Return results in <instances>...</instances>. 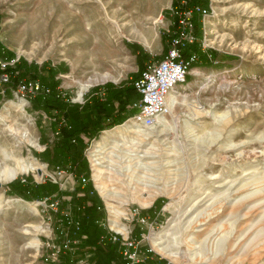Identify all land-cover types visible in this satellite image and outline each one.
<instances>
[{
	"label": "rangeland",
	"instance_id": "374dc122",
	"mask_svg": "<svg viewBox=\"0 0 264 264\" xmlns=\"http://www.w3.org/2000/svg\"><path fill=\"white\" fill-rule=\"evenodd\" d=\"M173 1L0 0V49L13 53L3 62L13 66L21 58L39 75L13 77L18 68L2 72L13 81H39L40 75L48 80L52 68L64 101L81 108L102 100L110 90L130 87L140 68L165 52L174 29ZM198 2L210 7L199 37L204 47L198 42L209 62L193 64L176 89L171 116L152 128L132 126L114 141L103 139L122 123L83 153L92 170L96 220L107 225L108 218L122 231L118 219L126 212L149 218L152 227L143 228L140 249L170 264H187L178 258L181 251L194 258L190 264H264V0ZM11 31L18 35L12 41ZM15 90L0 83V264H50L45 259L52 245L65 239L77 242L74 253L52 264H99L100 254H91L90 243L63 222V214L79 223L87 219L72 202L86 189L79 186L80 175L64 169L56 176L61 186L47 201L7 194L15 180L43 184L53 171L40 159L53 141L50 119L35 108L34 98L26 105L18 101ZM21 161L41 170L4 179ZM130 228L141 232L135 221ZM87 232L99 246L93 229ZM218 241L224 243L214 253Z\"/></svg>",
	"mask_w": 264,
	"mask_h": 264
},
{
	"label": "trees",
	"instance_id": "16d2710c",
	"mask_svg": "<svg viewBox=\"0 0 264 264\" xmlns=\"http://www.w3.org/2000/svg\"><path fill=\"white\" fill-rule=\"evenodd\" d=\"M179 0L173 1V6L177 5ZM190 4L198 2L199 0H188ZM200 3V2H199ZM195 22V31L198 37L202 36V22L200 16L195 15L193 18ZM199 43H195L185 51V55L190 52L197 56L196 62L208 63L209 59L200 51ZM13 53L8 50L0 49V60L9 61L13 59ZM215 54V52H214ZM199 60V61H198ZM23 60L19 58L14 61L13 66L5 65L2 70L11 71L12 68L16 69L17 73L13 75L16 77L18 73H28L31 78L38 77L37 67H34L33 71H29L26 64L21 65ZM22 66V67H21ZM142 66V65H141ZM144 66V65H143ZM140 68V70L143 68ZM55 70L50 68L46 75L48 80L43 75L39 77V85L43 90L35 96L34 106L35 108L41 109L49 117V125L51 133L53 135V141L47 145L44 155L40 156V159L47 163L51 170L55 168H63L67 170H73L80 176L89 177L88 162L84 157V150L88 146V142L92 138H98L102 131L110 130L115 126L121 125L129 117L135 113V109L131 108L130 104L132 101L138 98L132 85L126 89L110 90L107 92V96L100 100L93 98L91 103L85 104L81 108L76 104L64 101L58 94V81L54 78ZM33 74V76H32ZM138 75L135 74L133 78ZM13 77H10V85L16 88L17 83L21 79L13 81ZM6 83V85H8ZM48 90V92H45ZM6 92V90H4ZM87 138V140H85ZM79 186H81L79 184ZM86 189L82 196L73 198L72 202L77 204V209L82 211L87 219H84L80 223L79 231L76 233L80 238L90 243L88 247L91 249V254H96L97 257L100 254L101 260L99 264H121V256L119 254V248L117 245L107 244V246H96L92 244L89 239L87 229H93L96 233V238L103 234L100 223L96 220L97 209L94 197L90 196V192H93L92 185L88 182ZM83 186V187H85ZM58 186L49 181L43 184H34L27 179L22 182L21 179L15 180L7 186L8 195H16L23 200L33 201L40 200L46 195L57 192ZM63 222L66 225L68 216L63 214ZM85 223V224H84ZM67 226V225H66ZM62 254L60 258H62ZM140 257H145V250L140 249ZM100 259V257H99ZM67 260V258H66ZM69 263V262H67ZM160 264H166V261H159ZM52 264V263H50Z\"/></svg>",
	"mask_w": 264,
	"mask_h": 264
},
{
	"label": "built area",
	"instance_id": "2783aa9c",
	"mask_svg": "<svg viewBox=\"0 0 264 264\" xmlns=\"http://www.w3.org/2000/svg\"><path fill=\"white\" fill-rule=\"evenodd\" d=\"M171 12L174 16L172 23L174 29L173 32L168 31L167 48L158 60L145 63L143 68L139 70L138 75L131 80V85L138 98L130 104L131 108L135 109V113L124 123L132 120L136 126L152 128L158 124L161 117L170 116L173 106H170L168 96L186 83L187 76L192 72V66L197 61V56L193 52L188 55L184 53L191 45L202 41L195 31L193 18L195 15L200 16L203 31L205 18L210 13V7H206L199 2L190 4L188 0H179L177 5L171 7ZM202 46L204 47L203 41ZM6 64V62L0 60L1 67H5ZM9 81V74L2 72L0 74L1 85H4V83L6 85ZM42 90L43 88L38 81L19 80L15 90V97L18 101L25 102L26 105L29 100L35 98ZM45 92H48V90H45ZM3 93L4 91L1 92V94ZM40 115L45 119L44 113H40ZM95 140L96 138L90 139L88 146L90 143H94ZM87 150V148L84 150V154ZM68 171H71L68 176H75L73 170ZM91 171L89 167V177H78L77 181L82 187L91 180ZM62 174H65L64 169L57 167L52 171V174L48 175L46 180L61 186L56 176H61ZM44 199L47 201L46 197ZM47 204L50 208L58 205L55 202H47ZM133 221L140 226L141 232L136 235L133 234L130 228ZM118 223L123 227L122 231L113 229L109 224L108 218L107 225L100 223L101 227H104L105 232L98 237V245L102 247L107 246V244L117 245L121 256V264H160L159 261H164L161 258L153 259L151 257L153 255L152 250L148 248L145 250L146 256L144 258L139 255L143 228H149L150 230L152 227V222H150L149 218L132 212L129 216L126 212L125 215L119 217ZM66 225L74 230V234L79 231V222L67 219ZM65 236L67 235L65 234ZM76 243L75 240L65 239L58 246L52 245L50 259H45V261L53 263L54 261H59L62 254L72 255L75 251ZM75 264L90 263L87 260H82ZM166 264L170 263L166 261Z\"/></svg>",
	"mask_w": 264,
	"mask_h": 264
},
{
	"label": "bare ground",
	"instance_id": "6f19581e",
	"mask_svg": "<svg viewBox=\"0 0 264 264\" xmlns=\"http://www.w3.org/2000/svg\"><path fill=\"white\" fill-rule=\"evenodd\" d=\"M154 20V22H160L161 21V19H159V18H156V19H153ZM33 30H36V28H34ZM8 34V33H7ZM36 35V34H35ZM18 37V35L17 34H15V35H13L12 34V31L9 33V40L10 41H12V40H14V38H17ZM15 40H18V41H20V44H21V42H22V39H15ZM7 42V41H6ZM40 43H41V41H39L38 43H33V46L35 47H37L38 45H40ZM53 43H51V45H52ZM54 47V46H53ZM21 52H22V50H21ZM26 53V52H25ZM102 79H110V77H108V76H103L102 77ZM114 79V78H113ZM97 80V79H96ZM95 81V80H94ZM91 82L92 81H89L88 82V84H86V85H84V87H86L87 85L88 86H90V84H91ZM187 87H189V85H187ZM191 89V88H190ZM184 90V89H183ZM176 90L173 92V93H171L169 96H168V102H169V104H170V106L172 107V106H174L177 102H178V99H177V96L176 95H174V94H176ZM20 101V100H19ZM21 102H23V101H21ZM24 104H25V102H24ZM170 116H171V114H170ZM165 118H167V117H161L160 119H159V122L160 121H165L166 119ZM158 122V123H159ZM132 126H135V124L132 122V120H130V121H128V122H126V124L123 126V127H120V128H118V129H115V130H113V131H110V132H108V133H106L105 135H104V138L103 139H108V141H109V139H114V138H117V137H119V136H123V134H125V132L127 131V130H130L131 128H132ZM130 133H132L133 135H136V133L137 132H133V131H131ZM120 138V137H119ZM114 141V140H113ZM107 142V141H106ZM140 144V143H139ZM19 163V162H18ZM17 169L16 170H11L10 172H7L6 173V175H5V177H4V179H7V178H9V177H12L15 173H17V172H24V171H28V170H41V167L37 164V163H26L25 161H21L20 162V164H19V167H16ZM7 171V170H6ZM96 172H97V170H96ZM3 180V179H2ZM106 201L107 202H109V203H111L110 204V207H112L113 209H114V202L115 201H113V199L112 198H106ZM223 234V233H222ZM228 239V237H226L225 236V239L223 240V241H225V243H226V240ZM224 243V242H221V241H218V242H216V244H214V245H212V250L214 251V253H215V251H216V248H217V244L218 243ZM219 246V245H218ZM182 252V251H181ZM180 252V254H179V256H178V258H180V259H184L186 262H187V264H190L193 260H194V258L193 257H187V256H185L186 254H183V253H181ZM213 253V252H212ZM191 256V255H190ZM177 257V256H176ZM196 259V258H195ZM196 264H201L202 262H200V259H197V262H195ZM204 263V262H203ZM206 263V262H205ZM207 263H209V261L207 262Z\"/></svg>",
	"mask_w": 264,
	"mask_h": 264
},
{
	"label": "crops",
	"instance_id": "0c3cea01",
	"mask_svg": "<svg viewBox=\"0 0 264 264\" xmlns=\"http://www.w3.org/2000/svg\"><path fill=\"white\" fill-rule=\"evenodd\" d=\"M117 127V126H116Z\"/></svg>",
	"mask_w": 264,
	"mask_h": 264
}]
</instances>
